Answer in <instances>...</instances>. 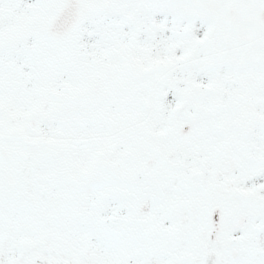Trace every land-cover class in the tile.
<instances>
[{
	"label": "snow or ice",
	"instance_id": "6c2138e0",
	"mask_svg": "<svg viewBox=\"0 0 264 264\" xmlns=\"http://www.w3.org/2000/svg\"><path fill=\"white\" fill-rule=\"evenodd\" d=\"M0 264H264V0H0Z\"/></svg>",
	"mask_w": 264,
	"mask_h": 264
}]
</instances>
